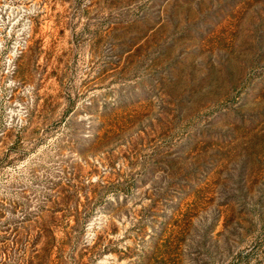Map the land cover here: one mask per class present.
Listing matches in <instances>:
<instances>
[{"label": "rangeland", "instance_id": "rangeland-1", "mask_svg": "<svg viewBox=\"0 0 264 264\" xmlns=\"http://www.w3.org/2000/svg\"><path fill=\"white\" fill-rule=\"evenodd\" d=\"M0 264H264V0H0Z\"/></svg>", "mask_w": 264, "mask_h": 264}]
</instances>
